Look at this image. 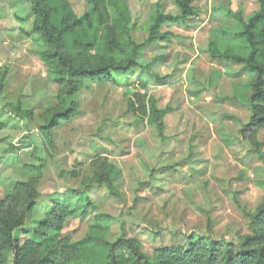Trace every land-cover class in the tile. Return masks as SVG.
Returning <instances> with one entry per match:
<instances>
[{
    "label": "rangeland",
    "instance_id": "rangeland-1",
    "mask_svg": "<svg viewBox=\"0 0 264 264\" xmlns=\"http://www.w3.org/2000/svg\"><path fill=\"white\" fill-rule=\"evenodd\" d=\"M118 1L132 39L145 44L138 67L113 82L75 78L68 95L40 58L47 47L34 32L32 2L0 0V200L15 182H33L39 192L20 241L64 200L84 213L61 225L58 235L71 242L85 238L96 215L110 218V242L135 239L149 257L185 248L187 236L236 241L264 207V130L254 141L242 135L252 115L249 74L211 51L227 49L221 31L236 28L233 15L246 21L257 12L258 0H193L195 15L163 24V37L151 42L156 8L180 16L174 1ZM43 6L55 29L66 27L63 50L73 66L95 65L100 53L80 55L85 43L72 26L91 4ZM154 111L163 112L161 132ZM99 170L110 173L117 197L97 183Z\"/></svg>",
    "mask_w": 264,
    "mask_h": 264
},
{
    "label": "trees",
    "instance_id": "trees-1",
    "mask_svg": "<svg viewBox=\"0 0 264 264\" xmlns=\"http://www.w3.org/2000/svg\"><path fill=\"white\" fill-rule=\"evenodd\" d=\"M30 1L36 15L34 32L47 47L40 53V58L51 74L59 75L68 95L75 89V78L113 82L117 76L138 67L145 44L138 45L132 39L128 9L118 0H86L92 9L73 21L72 26L80 31V41L85 43L80 55L84 54L85 48H93L101 55L95 65L77 68L63 50L66 27L55 29L50 13L43 6L44 0ZM173 1L180 16L164 15L156 8L147 42L163 37L159 32L163 24L195 15L193 0ZM258 4V11L246 21L241 14L233 15L236 28L220 34L227 49L211 51V57L241 65L249 74L247 102L252 115L241 133L251 141L264 130V0H258ZM90 21L95 23L93 28L89 27ZM66 114L68 111L56 116ZM162 115L163 112H155L159 132L163 129ZM261 157L264 163V155ZM94 174L97 183L105 185L110 194L117 197L110 173L99 170ZM38 198L35 183L15 182L11 192L0 200V264H264V207L249 215L248 234L236 241L187 236L185 248L164 247L156 249L149 257L135 239L121 238L110 242L105 237L110 227V218L106 215L94 216L89 233L80 241L71 242L68 237H60L58 232L68 217L84 214L69 200L54 202L45 218L26 231L30 238L21 243L20 233L34 213Z\"/></svg>",
    "mask_w": 264,
    "mask_h": 264
}]
</instances>
